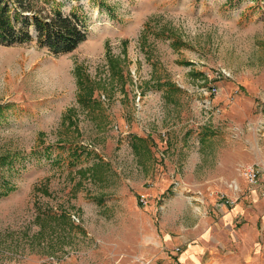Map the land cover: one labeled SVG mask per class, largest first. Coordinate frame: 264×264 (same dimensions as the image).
<instances>
[{"label": "rangeland", "instance_id": "1", "mask_svg": "<svg viewBox=\"0 0 264 264\" xmlns=\"http://www.w3.org/2000/svg\"><path fill=\"white\" fill-rule=\"evenodd\" d=\"M41 3L86 36L0 43V264H173L185 248L159 219L176 191L194 233L206 206L239 205L218 216L224 264H264V185L242 173L264 180V0ZM142 180L174 181L142 203Z\"/></svg>", "mask_w": 264, "mask_h": 264}, {"label": "trees", "instance_id": "2", "mask_svg": "<svg viewBox=\"0 0 264 264\" xmlns=\"http://www.w3.org/2000/svg\"><path fill=\"white\" fill-rule=\"evenodd\" d=\"M42 0H0V43L19 44L32 39L52 53L72 50L86 32L74 13L45 9Z\"/></svg>", "mask_w": 264, "mask_h": 264}, {"label": "crops", "instance_id": "3", "mask_svg": "<svg viewBox=\"0 0 264 264\" xmlns=\"http://www.w3.org/2000/svg\"><path fill=\"white\" fill-rule=\"evenodd\" d=\"M174 180H142V186L140 188V194H143L145 197L148 194V200H155L159 197L158 194V187L162 186V184H166L167 186L173 182ZM179 182V180H177ZM264 185V180L260 182L259 185L254 187H258ZM174 187V188H173ZM171 189H175V186H172ZM194 197V196H192ZM163 199V204H161V213L159 222L161 224V233L165 241L167 238H178L181 245L180 247L185 248L182 252L178 253V255H174V257L168 254H161L163 257L166 258L164 263H173V264H189L192 260L199 261L200 256L203 254L208 255L205 259L204 263L208 264H224V259L226 255H222L220 253V243H219V236L217 235V229H221V226L218 224V216L221 214L220 219L224 217L225 219H229L232 217L234 213L239 211V205L235 206L231 210H223L222 205L219 208H215L212 205L210 208L206 210V218H210V224H207L202 230H200L197 234L194 233L192 230H186V227L195 226L198 227L199 225H187L184 221H181L180 213H184V209L182 205H187L186 201H189L190 204V211L192 212L191 215H197L199 210L192 205V198H185L183 192L176 191L175 193H171L165 197H161ZM182 204V205H181ZM216 214H214V212ZM214 220V221H213ZM198 221V219H193V222ZM212 222V223H211ZM200 235V238H204L205 241L201 240V243H194L192 238H196ZM160 241H158V245H161ZM223 244V243H222ZM162 247V246H161ZM176 247V246H175ZM208 252H207V251ZM202 252V254H201ZM201 254V255H200ZM191 258V261H190Z\"/></svg>", "mask_w": 264, "mask_h": 264}, {"label": "built area", "instance_id": "4", "mask_svg": "<svg viewBox=\"0 0 264 264\" xmlns=\"http://www.w3.org/2000/svg\"><path fill=\"white\" fill-rule=\"evenodd\" d=\"M213 89V88H212ZM247 184H249L250 186H256L259 185L261 180V173L259 168L255 167L254 165H248L246 167L243 168L242 171ZM234 187H236V185H234ZM139 200L142 203L146 202V197L143 194H140ZM225 201H227L228 203H232L233 199L227 198ZM176 250L179 249L178 246H176L175 248ZM108 264H117V261H111ZM142 264H162L161 262L154 260L153 258L149 257L146 258L142 261Z\"/></svg>", "mask_w": 264, "mask_h": 264}]
</instances>
